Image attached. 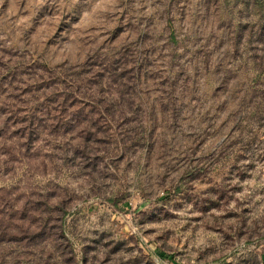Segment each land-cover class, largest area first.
Here are the masks:
<instances>
[{
	"label": "rangeland",
	"instance_id": "obj_1",
	"mask_svg": "<svg viewBox=\"0 0 264 264\" xmlns=\"http://www.w3.org/2000/svg\"><path fill=\"white\" fill-rule=\"evenodd\" d=\"M0 264H264V0H0Z\"/></svg>",
	"mask_w": 264,
	"mask_h": 264
}]
</instances>
